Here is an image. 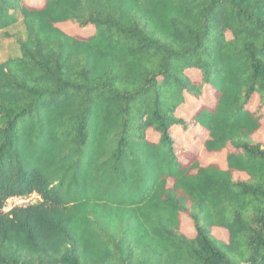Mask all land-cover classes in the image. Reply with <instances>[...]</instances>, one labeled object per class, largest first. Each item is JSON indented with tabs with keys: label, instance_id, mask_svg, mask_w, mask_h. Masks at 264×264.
<instances>
[{
	"label": "trees",
	"instance_id": "obj_1",
	"mask_svg": "<svg viewBox=\"0 0 264 264\" xmlns=\"http://www.w3.org/2000/svg\"><path fill=\"white\" fill-rule=\"evenodd\" d=\"M19 21L0 264H264V0H0V31ZM175 128L204 131L225 168Z\"/></svg>",
	"mask_w": 264,
	"mask_h": 264
},
{
	"label": "rangeland",
	"instance_id": "obj_2",
	"mask_svg": "<svg viewBox=\"0 0 264 264\" xmlns=\"http://www.w3.org/2000/svg\"><path fill=\"white\" fill-rule=\"evenodd\" d=\"M61 28L70 34H86L88 31H79L75 27L71 25L65 24L62 25ZM26 39V32L22 25V22L19 21L14 26L0 31V63L8 58H13L18 56L19 54V45ZM196 101H190L188 104L183 106L179 113L182 118L188 119L196 108L194 104ZM203 100L197 101V103H201ZM173 135L179 139L181 146L196 152L199 155L200 163L202 165H206L211 162L218 163L222 168H225L223 153L221 154H208L204 151L203 148V140L205 139V132L199 129H195L188 133L181 132L179 129L175 128L173 131ZM256 140L260 141L264 144V121L262 124V128L254 137ZM37 201L36 196H31L29 198H13L10 199L6 206L4 207V211H8L13 206H21L31 204ZM183 232L186 235H191V226L190 223L185 219L182 223ZM214 236L218 237L220 240L226 241V234L224 231L220 229L213 230Z\"/></svg>",
	"mask_w": 264,
	"mask_h": 264
}]
</instances>
